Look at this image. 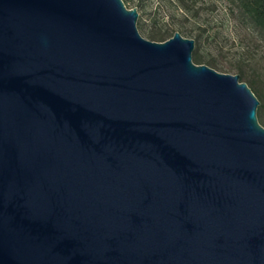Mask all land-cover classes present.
I'll list each match as a JSON object with an SVG mask.
<instances>
[{
    "label": "water",
    "instance_id": "95a60500",
    "mask_svg": "<svg viewBox=\"0 0 264 264\" xmlns=\"http://www.w3.org/2000/svg\"><path fill=\"white\" fill-rule=\"evenodd\" d=\"M137 19L0 0V264H264L259 100Z\"/></svg>",
    "mask_w": 264,
    "mask_h": 264
},
{
    "label": "rangeland",
    "instance_id": "374dc122",
    "mask_svg": "<svg viewBox=\"0 0 264 264\" xmlns=\"http://www.w3.org/2000/svg\"><path fill=\"white\" fill-rule=\"evenodd\" d=\"M122 1L127 8L137 10L136 26L145 39L149 33H162L169 25L174 32L194 40L192 54L196 53L202 64L232 75H239L240 69L245 82L252 80L255 87L264 90V33L243 24L228 1L202 0L192 9L190 0H142L141 6L138 0ZM196 34H201L198 39ZM256 115L264 127V109L257 110Z\"/></svg>",
    "mask_w": 264,
    "mask_h": 264
},
{
    "label": "trees",
    "instance_id": "16d2710c",
    "mask_svg": "<svg viewBox=\"0 0 264 264\" xmlns=\"http://www.w3.org/2000/svg\"><path fill=\"white\" fill-rule=\"evenodd\" d=\"M232 4L233 9L237 12L238 19L246 25H251L254 28H257L261 32L264 33V0H226ZM139 6L142 5V0H138ZM196 3H202V0H190V8L195 6ZM187 7H184V9ZM188 10V8H187ZM198 12V9L194 11V14ZM156 24V20L152 21V26ZM174 30L169 26L166 25L163 29L162 33L158 34H151L149 33V40L152 41H164L168 37L172 36ZM191 35V34H190ZM196 38L198 39L201 34H196ZM192 61L195 64H202V61L196 53L192 54ZM239 73V81L245 82L243 80L244 75L243 72L239 69L237 71ZM256 98L259 100V105L257 110L261 111L264 109V90L260 91L257 87L254 86V81L250 80L249 82H245Z\"/></svg>",
    "mask_w": 264,
    "mask_h": 264
}]
</instances>
